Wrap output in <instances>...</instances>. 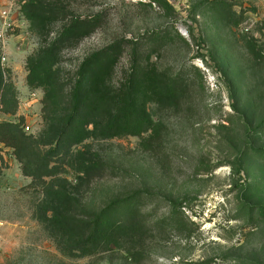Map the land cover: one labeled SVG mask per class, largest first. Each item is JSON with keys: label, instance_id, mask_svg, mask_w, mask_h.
Segmentation results:
<instances>
[{"label": "rangeland", "instance_id": "obj_1", "mask_svg": "<svg viewBox=\"0 0 264 264\" xmlns=\"http://www.w3.org/2000/svg\"><path fill=\"white\" fill-rule=\"evenodd\" d=\"M26 1L0 0V9L21 10ZM39 1L68 8L51 38L70 19L91 27L61 54L68 95L85 60L111 49L114 85L136 65L157 68L181 79V101L164 109L148 102L158 126L142 136L74 146L99 165L81 183L74 168L61 170L83 208L79 219L129 203L152 227L90 254L59 249L35 216L42 184L0 141V264H264V0ZM8 39L5 68L0 51V123L40 139L50 111H62L30 77L28 58L42 40L29 21ZM175 211L178 228L167 224Z\"/></svg>", "mask_w": 264, "mask_h": 264}, {"label": "trees", "instance_id": "obj_2", "mask_svg": "<svg viewBox=\"0 0 264 264\" xmlns=\"http://www.w3.org/2000/svg\"><path fill=\"white\" fill-rule=\"evenodd\" d=\"M22 12L32 32L42 40L35 55L28 58L30 77H36V83L45 87L47 101L62 110L50 111L40 139L27 136L12 123H0V141L15 148L25 174L43 186L44 198L36 206V218L66 255L90 254L119 239L149 232L152 227L143 220L144 214L129 203L116 205L93 221L79 219L83 216L79 198L60 173L65 165L74 168L81 183L99 169L96 160L74 151L75 145L89 138L142 136L155 130L158 125L146 104L154 102L163 109L175 106L181 101V79L157 68L150 71L136 65L125 83L114 85L109 77L115 59L109 49L85 60L68 95L65 85H60V57L65 48L89 34V23L70 19L63 31L51 38L54 23L68 20L67 7L28 0ZM252 50L260 54L256 48ZM42 145L50 147L41 151ZM47 177L51 179L47 181ZM177 215L175 211L171 217L174 221L163 223L178 228Z\"/></svg>", "mask_w": 264, "mask_h": 264}, {"label": "built area", "instance_id": "obj_3", "mask_svg": "<svg viewBox=\"0 0 264 264\" xmlns=\"http://www.w3.org/2000/svg\"><path fill=\"white\" fill-rule=\"evenodd\" d=\"M28 20L24 16L22 9L18 10L13 4L5 5L0 9V51L2 53L3 67L9 61V39L8 33L11 30L23 29ZM5 68V67H4Z\"/></svg>", "mask_w": 264, "mask_h": 264}]
</instances>
